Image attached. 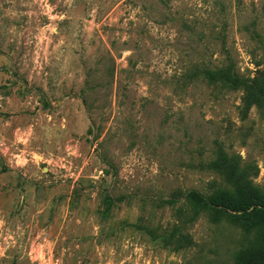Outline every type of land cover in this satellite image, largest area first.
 Segmentation results:
<instances>
[{
    "label": "rangeland",
    "instance_id": "374dc122",
    "mask_svg": "<svg viewBox=\"0 0 264 264\" xmlns=\"http://www.w3.org/2000/svg\"><path fill=\"white\" fill-rule=\"evenodd\" d=\"M230 60L264 76V0H0V264H238L185 200L264 191V92L191 77Z\"/></svg>",
    "mask_w": 264,
    "mask_h": 264
},
{
    "label": "trees",
    "instance_id": "16d2710c",
    "mask_svg": "<svg viewBox=\"0 0 264 264\" xmlns=\"http://www.w3.org/2000/svg\"><path fill=\"white\" fill-rule=\"evenodd\" d=\"M261 73L242 75L235 62L230 60L214 67H196L191 77L200 76L208 85L219 87L220 91H240L241 113L246 117L255 101L254 91L264 92ZM185 200L191 212L190 221L204 212L212 215L224 211L240 213L247 239L238 254V264H264V191L260 187L250 183L233 189L217 188L209 193L190 189L185 193Z\"/></svg>",
    "mask_w": 264,
    "mask_h": 264
}]
</instances>
